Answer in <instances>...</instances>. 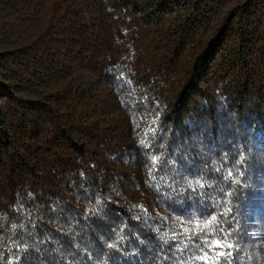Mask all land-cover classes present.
Returning <instances> with one entry per match:
<instances>
[{
	"label": "trees",
	"instance_id": "16d2710c",
	"mask_svg": "<svg viewBox=\"0 0 264 264\" xmlns=\"http://www.w3.org/2000/svg\"><path fill=\"white\" fill-rule=\"evenodd\" d=\"M0 264H264V0H0Z\"/></svg>",
	"mask_w": 264,
	"mask_h": 264
},
{
	"label": "snow or ice",
	"instance_id": "6c2138e0",
	"mask_svg": "<svg viewBox=\"0 0 264 264\" xmlns=\"http://www.w3.org/2000/svg\"><path fill=\"white\" fill-rule=\"evenodd\" d=\"M213 219H215V217H213ZM216 243H217V244H219V242H218V241H217Z\"/></svg>",
	"mask_w": 264,
	"mask_h": 264
}]
</instances>
